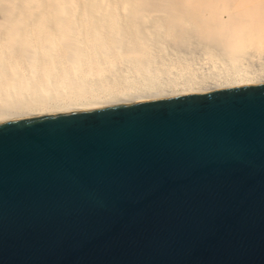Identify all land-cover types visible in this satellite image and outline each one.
<instances>
[{
  "label": "water",
  "instance_id": "obj_1",
  "mask_svg": "<svg viewBox=\"0 0 264 264\" xmlns=\"http://www.w3.org/2000/svg\"><path fill=\"white\" fill-rule=\"evenodd\" d=\"M0 264H264V83L0 125Z\"/></svg>",
  "mask_w": 264,
  "mask_h": 264
},
{
  "label": "bare ground",
  "instance_id": "obj_2",
  "mask_svg": "<svg viewBox=\"0 0 264 264\" xmlns=\"http://www.w3.org/2000/svg\"><path fill=\"white\" fill-rule=\"evenodd\" d=\"M264 83V0H0V125Z\"/></svg>",
  "mask_w": 264,
  "mask_h": 264
}]
</instances>
